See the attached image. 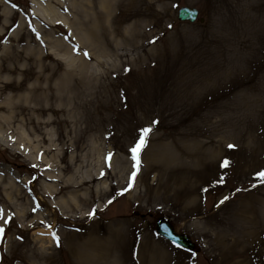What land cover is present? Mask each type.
<instances>
[{
	"label": "rangeland",
	"instance_id": "obj_1",
	"mask_svg": "<svg viewBox=\"0 0 264 264\" xmlns=\"http://www.w3.org/2000/svg\"><path fill=\"white\" fill-rule=\"evenodd\" d=\"M112 2L125 12H104L109 49L88 34L104 23L95 11L81 25L79 0H0V84H49L66 110L0 125V188L19 190H0V264H264L262 236L252 252L233 244L239 205L264 202V0ZM183 6L203 21L179 22ZM24 92L18 106L48 104ZM158 217L196 251L159 237Z\"/></svg>",
	"mask_w": 264,
	"mask_h": 264
},
{
	"label": "bare ground",
	"instance_id": "obj_2",
	"mask_svg": "<svg viewBox=\"0 0 264 264\" xmlns=\"http://www.w3.org/2000/svg\"><path fill=\"white\" fill-rule=\"evenodd\" d=\"M112 1L113 0H94L95 3L92 4L90 3L89 0H79V6L82 12V16H80L81 25L82 24L86 25V23H88V21H86V16L90 17L91 11H95L98 17L104 20V23H103V26L100 27L99 33L94 32V34H92V30H89L88 34H90L92 39L96 41L98 44H102L106 48H109V49H112L114 46L117 47L118 45L115 39H113V37L111 36L113 34V31H116L117 29L111 27L110 26L111 24L107 23L106 17L108 16V13H104V12H108L112 10L114 11L115 7L119 10L118 8L119 6H116V4ZM89 4L91 5L89 6ZM99 4L100 6L97 9H95L96 5H99ZM124 12L125 11L119 10L120 14ZM122 37H124V35ZM58 46L61 47L62 46L61 43H58ZM55 56L57 57V55ZM76 87H78V84L73 85L72 92H74V96L73 97L70 96V99H69V103H71L73 106L77 105L76 100L78 98V94H77L78 89ZM22 91H25L23 95L21 96L24 103L29 104L31 101H34V100H37V102H39V100L44 101L43 99H45L48 104L46 106L39 104L37 105V107L18 106L14 101V97H15L14 94L17 92H22ZM6 92H10L12 94L9 97L4 99L6 101L5 103L0 102V111L6 113V115H0V125L1 126L6 125L7 127H11L12 123L16 122L19 119L18 116H21V115H27L28 116L27 120L31 123L32 122V115H31L32 112L43 114V113H46V111H49L55 116H57L59 112H60L59 115H61V112L66 113V110L64 108H61L59 112L55 111L52 108L51 100L53 97L56 99L58 95L50 87L49 84H45V85H42V84H0V98ZM58 98L60 99L59 96ZM59 115H58V120L60 121V119L62 118H60ZM40 126H41V123H37L34 125V129L39 130ZM259 143H262V142L259 141ZM5 144H6L5 140L0 136V145L6 148L7 146ZM254 159H255V162L258 163V165H264L263 157L256 155ZM8 184L9 185H7L4 189L0 188V190H3L6 193V197L8 200H11V198L15 196L16 192L19 193V190H17V188L12 183H8ZM41 188L44 191L47 190V192H49L50 194L53 193V189L44 184L41 186ZM253 199L248 201V203L239 205V208H238V218L242 220L243 224L245 225V228L243 227L241 228L240 238L238 240H234L233 244L236 247H241L242 251L244 252H249V251L252 252L259 245L258 240L260 239V237L262 236V238H264V218L263 220H261L260 217H258L259 213L262 217H264V212H258L257 210V208L260 206L264 207V202L263 201L261 203L256 202L258 199H260L257 197H253ZM0 201L2 200L0 199ZM60 208H63V207L60 205ZM66 208L67 209L71 208L70 202L66 203ZM19 211H21L22 213L21 216L23 218L24 210L20 209ZM0 216L8 217L9 215H6L5 210L0 208ZM7 220L10 221L9 218ZM261 249H264V247H262ZM260 253L261 252L258 251V255Z\"/></svg>",
	"mask_w": 264,
	"mask_h": 264
},
{
	"label": "water",
	"instance_id": "obj_3",
	"mask_svg": "<svg viewBox=\"0 0 264 264\" xmlns=\"http://www.w3.org/2000/svg\"><path fill=\"white\" fill-rule=\"evenodd\" d=\"M197 15L198 12L195 9L182 7L178 11L177 18L179 21H188L192 23L196 20ZM156 230L161 236L185 250L192 251L195 248L194 244L191 243L188 237L177 234L174 231L173 226L162 217L156 220Z\"/></svg>",
	"mask_w": 264,
	"mask_h": 264
},
{
	"label": "snow or ice",
	"instance_id": "obj_4",
	"mask_svg": "<svg viewBox=\"0 0 264 264\" xmlns=\"http://www.w3.org/2000/svg\"><path fill=\"white\" fill-rule=\"evenodd\" d=\"M169 27H171V25H169ZM153 123H155V121H153ZM151 131V128L148 127V128H142L141 129V135H140V138L139 140L134 144L133 147L130 148V152L132 153V159L136 162L133 166L134 167H138L139 165V159H138V153L140 152V150L143 148L144 144L146 143V140H145V137L148 135V133ZM229 148H233L235 147L234 145L232 144H229L228 145ZM112 154L109 153V157L111 156ZM228 161L225 160L224 161V164L222 166H227L228 165ZM136 175L135 172L132 173V176L134 177ZM258 176L260 177H264V171H260L257 173ZM255 186V185H254ZM225 199H227V197H225ZM109 203H111V201H109ZM221 203H223V201H221ZM95 214L94 210L91 211V212H88L87 215L89 217H92L93 215ZM9 221L8 220H4V224H7ZM4 233V228L3 227H0V235H2ZM52 237L54 240H56L57 242L59 241V237L55 234V233H52Z\"/></svg>",
	"mask_w": 264,
	"mask_h": 264
}]
</instances>
